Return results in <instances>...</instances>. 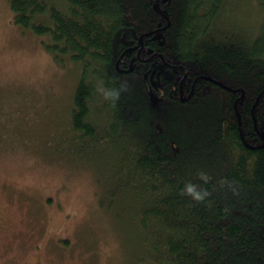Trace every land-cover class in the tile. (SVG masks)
Instances as JSON below:
<instances>
[{"label":"trees","instance_id":"obj_1","mask_svg":"<svg viewBox=\"0 0 264 264\" xmlns=\"http://www.w3.org/2000/svg\"><path fill=\"white\" fill-rule=\"evenodd\" d=\"M10 7L80 68L59 148L92 169L101 205L127 227L130 263L264 264V0ZM119 80L130 89L112 107L100 95ZM198 170L212 177L204 204L180 195L203 184Z\"/></svg>","mask_w":264,"mask_h":264},{"label":"rangeland","instance_id":"obj_2","mask_svg":"<svg viewBox=\"0 0 264 264\" xmlns=\"http://www.w3.org/2000/svg\"><path fill=\"white\" fill-rule=\"evenodd\" d=\"M79 75L0 0V264H131L92 169L59 148Z\"/></svg>","mask_w":264,"mask_h":264},{"label":"clouds","instance_id":"obj_3","mask_svg":"<svg viewBox=\"0 0 264 264\" xmlns=\"http://www.w3.org/2000/svg\"><path fill=\"white\" fill-rule=\"evenodd\" d=\"M130 89V85L127 80H119L118 84L113 87H109L107 90L103 92V95H100L104 101L110 102L112 107H115L117 103L121 100V97L124 93L128 92ZM96 93L99 90L95 89ZM212 177L204 170H198L195 173L196 181H203V184L193 182V180L189 179L184 182L183 188L180 190L181 196H186L194 201L197 204H204L209 202V197H211L212 192L209 191L205 185L209 184ZM223 181L221 182L223 186ZM227 186L233 193H236V188L234 187V182L227 181Z\"/></svg>","mask_w":264,"mask_h":264},{"label":"water","instance_id":"obj_4","mask_svg":"<svg viewBox=\"0 0 264 264\" xmlns=\"http://www.w3.org/2000/svg\"><path fill=\"white\" fill-rule=\"evenodd\" d=\"M148 34H149V33H148ZM148 34H147V35H148ZM187 98H188V97H187ZM258 99H259V96L257 97V100H258Z\"/></svg>","mask_w":264,"mask_h":264}]
</instances>
